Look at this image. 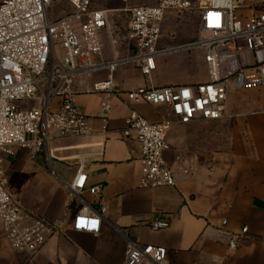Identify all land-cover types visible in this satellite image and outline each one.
I'll use <instances>...</instances> for the list:
<instances>
[{
    "label": "crops",
    "instance_id": "1",
    "mask_svg": "<svg viewBox=\"0 0 264 264\" xmlns=\"http://www.w3.org/2000/svg\"><path fill=\"white\" fill-rule=\"evenodd\" d=\"M154 4L156 0L95 3L108 17L102 34L109 37L111 53L119 57L127 54L121 41L128 33L127 7ZM196 29L192 34L195 39L178 45L200 39ZM111 53L105 55L110 57ZM190 57L185 64L172 63L183 71L179 77L168 76L158 84L152 76L151 82L207 81L204 50L196 48ZM105 75L82 74L74 79L75 103L88 115L90 133L58 143L50 141L48 165L39 155L44 145L15 146L11 155L0 150L7 176L18 181L17 188L9 186L11 191L23 206L59 226V231L32 255L13 249L0 223V264H123L130 242L165 246V264H264V85L248 88L255 93L252 99L229 108L219 120L171 126L164 157L175 173L176 185L152 188L142 185L138 142L122 134L130 111L125 95L106 97L90 90L93 82ZM114 79L122 89L150 86L148 76L134 63L118 65ZM105 100L112 104L108 112L103 108ZM133 106L150 121L172 116L165 105L141 102ZM101 142L103 154L95 155ZM80 162L88 174V186L102 187L101 204H93L89 191L69 195L68 183ZM87 203L101 212V228L96 234L71 226L74 214ZM157 217L167 218L169 225L153 229L150 223ZM244 225L248 226L247 234L238 248L230 251L228 233L240 231Z\"/></svg>",
    "mask_w": 264,
    "mask_h": 264
},
{
    "label": "built area",
    "instance_id": "2",
    "mask_svg": "<svg viewBox=\"0 0 264 264\" xmlns=\"http://www.w3.org/2000/svg\"><path fill=\"white\" fill-rule=\"evenodd\" d=\"M62 1L63 15L50 18L53 0H0V150L13 154V147L46 146L50 141L81 137L90 133L88 115L75 103L74 79L105 72L93 82L91 92L125 95L130 107L122 134L138 142L143 186L176 185L173 169L165 160L167 135L174 124L216 121L226 115L227 83L243 88L264 85V0H156L154 5L127 7L130 13L128 38L131 51L119 57L103 51L102 33L108 17L95 5L102 0ZM125 4L129 0H122ZM65 3L71 10L65 11ZM195 12L200 31L197 41L158 48L162 23L168 10ZM202 48L208 69L207 81L192 84L154 85L152 72L157 56L172 51ZM123 63H134L148 76L143 90L122 89L114 71ZM165 105L171 118L150 121L133 104ZM106 112L112 104L103 102ZM106 117V115L104 116ZM107 129V125L103 126ZM95 155L103 154L99 143ZM88 174L80 162L68 183L71 197L89 191L93 204H101L102 187L88 186ZM101 212L83 205L72 219V229L98 233ZM0 223L13 249L38 252L59 226L23 206L9 187L0 157ZM226 223V220L223 221ZM169 225L165 217L150 223L153 229ZM248 232L230 231L227 248L235 251ZM168 249L162 245L130 242L123 264H165Z\"/></svg>",
    "mask_w": 264,
    "mask_h": 264
},
{
    "label": "rangeland",
    "instance_id": "3",
    "mask_svg": "<svg viewBox=\"0 0 264 264\" xmlns=\"http://www.w3.org/2000/svg\"><path fill=\"white\" fill-rule=\"evenodd\" d=\"M62 3L58 0H53L52 5L49 9L50 11V18L55 19L57 17H60L64 14L62 11ZM71 10V6L69 4L65 3V11ZM196 13L195 12H189V11H177L174 9H170L166 13V17L162 23V33H161V39L158 44V48L166 47L169 45L174 44H182L186 42L187 40L195 39L196 36H192V34H195L198 28V24H196ZM102 41H103V51L105 54L111 53V44L109 37L104 34H102ZM121 41L124 45V51L125 53H128V51H131V43L128 38V33H125L123 36H121ZM121 41L119 43L121 44ZM196 48L194 49H184L176 52L171 53H165L157 56L155 59L156 61V69L152 72V76L154 77V80L156 82H159L158 84H162L161 81L162 78H169L172 77H179L183 74V71H178L177 66H172V63H178V64H185L188 62L192 55L194 53ZM261 56H264V51L260 52ZM184 67V65H183ZM177 69V70H174ZM228 94H227V100H226V110L229 108H236L239 107L240 102L244 99L249 100L252 99V96L255 95L254 92L250 93V90L247 88H243L240 85L237 84L236 81L232 80L228 82ZM250 93V94H249ZM255 104L251 105V108H255ZM52 146V143L49 144V147ZM41 153L39 155L42 156L44 159V162L46 165L47 158H46V151L45 146H43ZM31 151V150H30ZM51 163L53 160L51 159ZM8 177V176H7ZM9 186H12V188H17V179L12 178V176L8 177Z\"/></svg>",
    "mask_w": 264,
    "mask_h": 264
}]
</instances>
